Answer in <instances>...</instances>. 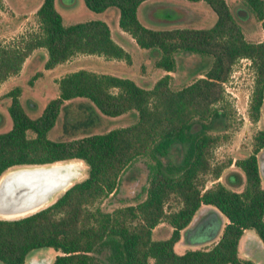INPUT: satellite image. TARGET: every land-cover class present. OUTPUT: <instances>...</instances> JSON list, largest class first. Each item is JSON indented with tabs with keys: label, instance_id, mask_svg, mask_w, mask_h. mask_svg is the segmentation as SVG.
Instances as JSON below:
<instances>
[{
	"label": "trees",
	"instance_id": "trees-1",
	"mask_svg": "<svg viewBox=\"0 0 264 264\" xmlns=\"http://www.w3.org/2000/svg\"><path fill=\"white\" fill-rule=\"evenodd\" d=\"M141 1L83 0L92 11L117 8L119 27L138 46L156 52L153 65L163 73L149 87L126 76L78 68L56 80L57 95L35 117L21 105L19 86L3 93L8 97L11 125L0 131V175L15 165L70 159L82 161L86 175L33 212L0 217L1 263L22 264L30 250L46 246L57 251L50 264H256L238 255L237 243L242 231L250 228L264 245V184L257 162V152L264 148V127L253 133L251 151L234 160L239 170L224 175L230 184L216 180L227 164L211 161L220 135L210 129L226 116L221 104L223 83L240 58H247L253 71L248 115L253 120L258 117L264 89V36L247 40L225 0H204L215 13L208 27L162 29L139 22L135 10ZM241 2L264 32V0ZM34 14L36 30L0 43V83L17 73L37 47L46 52L44 68L76 53L130 59L101 19L63 24L53 0H41ZM180 54L208 55L211 61L199 76L172 88L169 80ZM76 97L88 99L105 115L135 109L137 118L103 132L49 138L47 132L64 100ZM137 162L145 170V184L134 196L138 199L110 210L101 208L98 202L116 192L122 172ZM208 174L213 181L205 187ZM171 199L176 204L166 206ZM202 205L225 216L219 236L209 246L176 252L173 246L180 230ZM160 221L170 226L169 233L154 238L152 229Z\"/></svg>",
	"mask_w": 264,
	"mask_h": 264
},
{
	"label": "rangeland",
	"instance_id": "rangeland-1",
	"mask_svg": "<svg viewBox=\"0 0 264 264\" xmlns=\"http://www.w3.org/2000/svg\"><path fill=\"white\" fill-rule=\"evenodd\" d=\"M41 0H0V43H9L20 39L21 37L27 36L30 32H33L37 28L36 17L34 14L35 7L39 5ZM158 1V0H154ZM232 11L236 8H242L245 11V16L240 17L236 13L238 21L241 23L242 28H247L248 33L253 36H246L247 39L256 41L262 38L261 26L258 20L250 13H247L241 0H226ZM188 2V1H187ZM62 0L57 1V10L62 15L64 22L81 21L88 17L96 16L94 12L89 9L83 2V0H73L71 4H64ZM153 0L149 2L146 7L156 5ZM164 11H159L162 13H169L165 18V21H170L176 16V11L174 9H168V4L164 2ZM114 8V7H112ZM264 13V8H263ZM164 15V14H163ZM142 18V15L140 16ZM143 19V18H142ZM164 21V22H165ZM164 22H155L157 27ZM246 25V26H245ZM247 33V34H248ZM37 51L33 55V62L30 65L29 61L26 63L24 72L16 77L12 82H7L3 85V88L9 89L12 86H19V101L23 106L25 112L30 117L37 116L45 103L52 97L56 96L58 93L57 83H55L51 77L53 75H58L60 73L61 67H55L52 70H47L43 67V54L41 49H36ZM89 59H81L79 63L81 67H93V61ZM150 54L140 58L138 62H135L134 70H123L127 67H123L117 72L116 75L125 76L131 75L135 77L139 71H142V76L147 78L146 83H150L155 79L157 69L150 64L149 61ZM211 61V57L204 55L203 57H195L190 54H180L177 57V64L175 70L171 72V78L169 80L170 86L172 88H177L184 83L190 82L194 77L199 76L208 67ZM140 63H143L142 69L140 70ZM68 65L69 69H72V64ZM62 65V66H66ZM95 68L101 71H109L103 66H98ZM64 69V68H63ZM43 73H41V71ZM40 71V75L36 78L32 75ZM53 78V77H52ZM55 80V78H54ZM154 82V81H153ZM253 84V71L250 65V61L247 58L238 59L233 65L231 72L227 80L223 83L224 88V101L221 103L224 106V111L226 116L219 122H215V127H212L210 131L212 133H217L220 135L218 142L214 145L212 150L211 161L213 163H225L227 164L221 171L220 176L216 179L221 182L230 184L229 181L224 179V175L230 170H239L238 167L233 163L236 158H241L246 156L252 149V135L260 128L264 127V89H263V99L259 109L258 117L253 120L248 115V102ZM4 93V92H3ZM0 93V131L6 130L11 125V120L6 110V105L8 102V97ZM137 118L136 110L130 109L117 115H105L101 113L98 108L88 99L83 97H76L72 99L64 100L62 107L59 109L58 116L55 120L54 125L48 130L47 136L49 138H67L78 136L90 132H103L113 127L125 126L133 123ZM197 125H193V129H196ZM175 151V150H174ZM173 151V152H174ZM172 152V153H173ZM264 158V148L257 152V160H262ZM77 160V159H70ZM66 161V160H64ZM80 164L77 177L71 180V183L82 179L86 175L85 164L77 160ZM15 165L8 169L15 168ZM7 169V170H8ZM213 181L211 175H206L204 186H209ZM145 184V170L141 162H137L127 167L121 174L118 189L112 195H107L103 197L99 202V206L103 209L110 210L115 206L133 203L135 193L141 189ZM60 192H56L52 197L43 205L37 207L35 210L49 204L53 201ZM176 204V199H171L168 201L166 206H174ZM198 208L194 216H197L200 212ZM211 214L214 216L217 223H219V217L217 210L212 207ZM33 211H29L28 214ZM13 216L8 218L19 217ZM0 217H4L1 216ZM193 223L190 229L182 233L181 242L174 244V250L178 253L184 251L191 245V240L195 237ZM170 226L165 221L158 222L152 229V237L163 238L168 235ZM193 235V236H192ZM191 238V239H190ZM190 239V240H189ZM209 242L203 244L202 246L209 245ZM188 242V246L185 242ZM200 247V246H197ZM193 248V247H191ZM57 251L53 250L51 247H37L30 250L23 264H27L29 259H36L38 257H48L50 261L52 260L54 254ZM104 255V254H103ZM106 263V261H105ZM107 264H112L108 261ZM259 264H264V256H261Z\"/></svg>",
	"mask_w": 264,
	"mask_h": 264
},
{
	"label": "crops",
	"instance_id": "crops-1",
	"mask_svg": "<svg viewBox=\"0 0 264 264\" xmlns=\"http://www.w3.org/2000/svg\"><path fill=\"white\" fill-rule=\"evenodd\" d=\"M57 1H59V0H53L54 7L56 10H57V6H56ZM62 1L67 2L64 4H71V2L73 0H62ZM150 1H152V0H142L137 5L136 10H135L136 17L139 20V22L142 25L149 27V28L162 29V28H169V27H173V26L174 27H195V28L196 27H208L215 20L214 11L211 9V7L204 0H158V1L153 0L154 4L155 3H157V4L153 5V6L146 7V5H148ZM165 1L168 4V6H167L168 9H174V11H176L175 12L176 17L174 19H170V21H165L166 20L165 16L167 17L169 15V13H162L161 14V12H159L160 10L164 11L163 8L165 7V5H164ZM226 3H227V1H226ZM227 5H228V3H227ZM228 7L231 10V12H233L234 14L238 11V8H236L232 11V9L230 8L229 5H228ZM93 12H94V15H95V13H98V14H96V16H94V17H88L87 19L97 18V19H101V20L105 21V23L107 24V26L109 28L111 38L116 43H118L120 46H122L124 48V50H126L129 53V55H130L129 61H125L122 58H106L100 54L76 53L74 55H71L66 60L59 62V63H56L54 66H52L50 68H45L47 70H52L55 67H61L60 70H62V71H60V73L58 75H53L52 76L53 78L51 77V79L55 83H57L56 80L61 75H63L64 73L78 69V68H85V69L93 70L96 72H106V73H111V74H115V75L123 67H127L123 70H130L129 68H131V69L133 68V70H134L135 62H138L140 60V58L146 56V54H150V59H149V61L151 62L150 64H152V66L157 69L155 79L158 78L160 75H162L163 70L161 68L155 67L153 65V58L156 55V52L150 51V49H148V48L138 46L137 43L135 42L134 38L128 32H126L125 30H123L119 27V25H118V9L117 8L107 7L101 11H93ZM59 14H60V12H59ZM139 15L140 16L142 15L143 19L140 18ZM60 17H61V21L63 24L76 22V21H72V22L65 23L61 14H60ZM159 21H161V22L165 21V22L161 23V25L159 27H157L156 25H153V24H157L155 22H159ZM258 22L260 23L259 20H258ZM238 23L241 27V23L239 21H238ZM242 27H241V31H242L243 36L245 38H246V36H253L252 34L250 35L248 33V30H247L248 26L245 29ZM260 33H261L262 38H263L264 32H263L262 28H261ZM247 40H249V39H247ZM256 41H258V40H256ZM38 48L41 49L42 54H43V58H44V56L46 57V52L42 47L34 48L23 60L21 68L19 69V71L15 74L7 76L0 83V93H3L6 90H8V89L3 88V85L5 83L12 82L16 77H19V75L24 72L23 69L25 68V65L28 61H29L30 65H32V62H33L32 57H33L34 53L37 51L36 49H38ZM84 57H85V59H89L88 57H90V59H92V61L94 62L93 63L94 65L92 68L83 67V66L81 67V65L79 63L81 62V59H84ZM69 63L72 64V66H74V67H71L72 69H69L68 65H66ZM62 65H66V66H62ZM142 65H143V63H140V65H139L140 70L143 68ZM98 66H103V68L108 67L107 69H109V71H101L102 69H100V70L95 69V68H99ZM40 71H37V72L40 73ZM39 73H38V75H40ZM41 73H43V72L41 71ZM125 76L133 79L136 83H138L139 85L144 86V87H149L153 83V81L155 80L154 79L151 82V84L146 83L147 78H144L142 76V71H139L138 74L135 75V77H131V75H125ZM54 78H55V80H54ZM260 178H261L262 184H264V178L262 176H260ZM199 208L201 209L199 214H197V216L192 217V219L188 223V225L185 228L180 230V237H181L182 233L184 234L185 231H187L188 229H190L192 227L191 225L193 223H196V224H194V228H196V231L195 230L193 231L195 233V237L193 238V240H191V245L188 248L202 246L203 244L209 242L211 239H213V240L210 242V244L212 242H214L217 239V237L219 236L223 224L226 222L225 216H223L219 212H217L218 214H216V215H218L217 217H219V221H218L219 223L216 222L214 216L210 212L211 210H209V209H212V207L207 206V205H202ZM180 237L175 243L181 242ZM188 242L189 241H187V243L185 242L186 246H188ZM209 245H206V246H209ZM237 253L240 257L250 258L256 264H259L261 256H264V245L262 244L261 240L259 239V237L257 236L256 232L253 229L248 228V229H244L242 231V234L240 235V237L238 239V243H237Z\"/></svg>",
	"mask_w": 264,
	"mask_h": 264
},
{
	"label": "water",
	"instance_id": "water-1",
	"mask_svg": "<svg viewBox=\"0 0 264 264\" xmlns=\"http://www.w3.org/2000/svg\"><path fill=\"white\" fill-rule=\"evenodd\" d=\"M236 13L240 17L245 16L242 8ZM257 162L259 174L264 178V160H257ZM69 163L70 160L45 164H24L5 170L0 175V213H19L32 208L34 209L32 211H35L37 207L43 205L42 203L45 204L57 190L66 189L71 184V180L80 173L77 169V176L73 177L69 174L64 176L62 166ZM51 261L44 256L29 259L27 264H50ZM0 264L3 263L0 262Z\"/></svg>",
	"mask_w": 264,
	"mask_h": 264
},
{
	"label": "bare ground",
	"instance_id": "bare-ground-1",
	"mask_svg": "<svg viewBox=\"0 0 264 264\" xmlns=\"http://www.w3.org/2000/svg\"><path fill=\"white\" fill-rule=\"evenodd\" d=\"M62 168L64 170V176L69 174V176L73 175V177L77 176V174H78V170L77 169H81L80 168V164H79V162L77 160L76 161L70 160V163L66 164L65 166H62ZM61 190H63V189L57 190L56 192H60ZM42 204H44V203H42ZM34 208H36V207H34ZM32 210H34V209L32 208V209H29L28 211H25V210L24 211H20L19 213L18 212L17 213L14 212V213H0V214H1V216H5V217H13V216H18V215L25 214V213H27L29 211H32Z\"/></svg>",
	"mask_w": 264,
	"mask_h": 264
},
{
	"label": "flooded vegetation",
	"instance_id": "flooded-vegetation-1",
	"mask_svg": "<svg viewBox=\"0 0 264 264\" xmlns=\"http://www.w3.org/2000/svg\"><path fill=\"white\" fill-rule=\"evenodd\" d=\"M262 160H264V158H263ZM262 160H261V161H262Z\"/></svg>",
	"mask_w": 264,
	"mask_h": 264
}]
</instances>
